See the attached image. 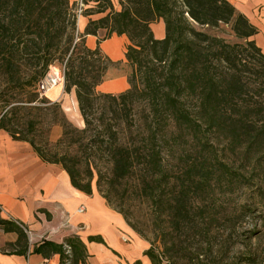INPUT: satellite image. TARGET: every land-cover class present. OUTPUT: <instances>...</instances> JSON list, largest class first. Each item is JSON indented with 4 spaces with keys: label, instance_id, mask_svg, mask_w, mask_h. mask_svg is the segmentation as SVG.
Returning <instances> with one entry per match:
<instances>
[{
    "label": "trees",
    "instance_id": "16d2710c",
    "mask_svg": "<svg viewBox=\"0 0 264 264\" xmlns=\"http://www.w3.org/2000/svg\"><path fill=\"white\" fill-rule=\"evenodd\" d=\"M85 2L97 8L89 9L88 15L105 14L89 18L82 34L75 40L66 39L69 44L62 49L65 30L60 19L71 13L70 0H0V129L16 140L28 141L44 161L61 164L76 188L87 194L94 192L91 172L84 178L77 161L68 156L59 158L58 154L49 156L30 136L50 115L59 122V103L47 104L49 100L44 98L38 104L37 91L60 51L66 58L65 90L76 88L85 121V127L79 129L60 112L64 117L59 123L61 139L96 131L95 137L111 156L110 190L102 192L111 206L112 188L136 173L140 175L141 194L152 206V224L163 254L169 264H178L184 249L182 236L198 228L209 234L210 228L201 223L215 221L232 226V216L225 210L217 211L207 201L214 187L234 182L248 185L254 179L245 178L243 167L236 168L220 150L239 155L244 166H264V53L253 38L259 29L229 0H119L118 10L112 0ZM160 19L166 31L161 39L152 29V23ZM221 24L230 25L242 42L230 43L196 27L218 28ZM99 29H106L105 37L98 39L96 48H90L86 37L97 36ZM113 34H125L129 39L125 56L132 66L130 87L118 94L97 96L96 87L114 62L102 54L100 43ZM41 63L34 78L29 77L27 69ZM97 97L110 102L111 112L125 120L128 132L135 134L132 141L121 142L119 130L110 126L96 130L97 118L92 115ZM136 97L147 104L138 123L130 119L129 103ZM183 134L190 135L195 144L192 157L182 168L170 171L164 151L170 139L176 142ZM119 212L136 231L128 215L122 209ZM0 228L18 235L15 242L7 244V251L29 250L28 226L3 217L1 206ZM90 239L103 240L97 236ZM34 252L45 258L59 253L61 264H83L89 256L87 245L78 235L66 236L61 243L44 239ZM145 253L153 264H164V257L153 245ZM196 254L199 258L203 251Z\"/></svg>",
    "mask_w": 264,
    "mask_h": 264
},
{
    "label": "rangeland",
    "instance_id": "374dc122",
    "mask_svg": "<svg viewBox=\"0 0 264 264\" xmlns=\"http://www.w3.org/2000/svg\"><path fill=\"white\" fill-rule=\"evenodd\" d=\"M112 1L114 8L120 9L119 0ZM85 3V0H70L71 13L60 19V26L65 30L62 49L69 44L66 39L73 37L75 40L82 34L83 24L87 23L89 18H98L105 14L93 13L88 15L89 9L94 11L97 8L91 7V3ZM196 27L230 43L242 42V39L235 36L228 24H221L218 28L201 27L199 25H196ZM105 34L106 29H99L98 39L105 37ZM33 49L36 50L38 47L33 46ZM60 53V51L57 53L47 71L52 65L64 66L66 64V58H62ZM102 54L109 57L103 50ZM113 61L105 73L104 80L121 75L126 76L129 80L132 66L129 65L127 60ZM41 67L42 63L35 65V67L33 65L32 69H27V74L29 77L33 75L34 78L35 71L40 70ZM65 84L66 82L63 86L57 87L42 97L39 94L37 101L40 104V100L45 98L49 100L47 104L58 102L57 116L59 122L55 121L53 116L50 115L39 123L35 133L30 136L35 137L37 143L46 150L45 152L49 156L53 157L58 154L59 158L60 156H68V158L77 161V166L84 178H88L87 176L92 173L93 190H97L102 194L103 191L110 190L108 180L112 175V162L106 145L95 137L96 131L91 130L81 136L75 135V138L72 139H61L63 129L60 124L64 122V117L60 112H63L74 126L79 129L85 127V121L76 96V88L73 87L70 92H66ZM96 92L97 96L102 93L97 90V87ZM53 94L56 95L57 99L53 97ZM47 104L42 103L41 105ZM110 105V102L97 97L95 113L92 115V117L97 118L95 120L96 130L103 131L110 126L119 130L121 142L132 141L135 134L131 135L128 132L125 120L118 118L114 112H111ZM129 105L131 107L130 119L138 123L144 117L147 104L141 97H136ZM170 141L171 143L167 145L164 154L167 169L173 171L182 168L187 160L191 159L195 144L192 142L190 135L187 134L181 135L176 142L173 139H170ZM220 152L222 156H226V160L234 163L236 168L243 167L241 171L242 174H245V178L248 180L250 178L254 179H251L248 185L234 182L229 185L220 184L214 187V192L210 193L207 201L213 204L217 211H227V214L232 216V226L215 221L208 224L201 223V226L210 228L209 234H204L198 228L182 236L184 249L178 258V264H264V222L262 217L264 215V166L256 168L254 164L244 166L242 158L239 155L230 153L229 149H226L224 153L222 150ZM98 180L100 181V187L98 186ZM140 181L141 177L136 173L118 183L115 189L112 188L114 196L112 207L118 211L122 209L128 215L132 224L136 225L135 232L149 241L156 252L162 254L164 264H169V258L163 254V245L152 224V206L146 197L141 194ZM123 195L127 198L122 199ZM205 248H208L207 254H205ZM209 248L212 249V253ZM200 250L203 251V254L198 258L196 252ZM251 258L255 261L251 262Z\"/></svg>",
    "mask_w": 264,
    "mask_h": 264
},
{
    "label": "crops",
    "instance_id": "0c3cea01",
    "mask_svg": "<svg viewBox=\"0 0 264 264\" xmlns=\"http://www.w3.org/2000/svg\"><path fill=\"white\" fill-rule=\"evenodd\" d=\"M229 1L258 27L253 38L264 53V0ZM152 29L156 38L165 37L163 19L152 23ZM128 40L125 34H115L102 41L101 49L113 60H124ZM86 42L96 48L98 37L88 35ZM129 87L128 78L121 75L105 79L97 90L118 94ZM0 206L2 216L26 224L29 235V250L11 253L7 244L18 235L0 228V264H61L59 253L45 258L34 248L44 239L61 243L69 235H78L87 245L89 256L83 264H153L145 253L150 242L101 193L76 188L61 164L44 161L28 141L14 139L5 129H0Z\"/></svg>",
    "mask_w": 264,
    "mask_h": 264
},
{
    "label": "built area",
    "instance_id": "2783aa9c",
    "mask_svg": "<svg viewBox=\"0 0 264 264\" xmlns=\"http://www.w3.org/2000/svg\"><path fill=\"white\" fill-rule=\"evenodd\" d=\"M65 66H50V69L46 72L44 77L38 84V92L42 97L46 93L50 92L53 88L66 82ZM79 211L83 212L84 209L80 208ZM66 249L71 250V247L66 244Z\"/></svg>",
    "mask_w": 264,
    "mask_h": 264
},
{
    "label": "bare ground",
    "instance_id": "6f19581e",
    "mask_svg": "<svg viewBox=\"0 0 264 264\" xmlns=\"http://www.w3.org/2000/svg\"><path fill=\"white\" fill-rule=\"evenodd\" d=\"M59 86H63V84H60V85L56 86V87L53 88L52 90L56 89V88L59 87ZM52 90H51V91H52Z\"/></svg>",
    "mask_w": 264,
    "mask_h": 264
}]
</instances>
